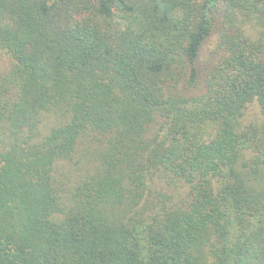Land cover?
<instances>
[{"label": "trees", "instance_id": "16d2710c", "mask_svg": "<svg viewBox=\"0 0 264 264\" xmlns=\"http://www.w3.org/2000/svg\"><path fill=\"white\" fill-rule=\"evenodd\" d=\"M0 51V264H264V0H0Z\"/></svg>", "mask_w": 264, "mask_h": 264}, {"label": "rangeland", "instance_id": "374dc122", "mask_svg": "<svg viewBox=\"0 0 264 264\" xmlns=\"http://www.w3.org/2000/svg\"><path fill=\"white\" fill-rule=\"evenodd\" d=\"M213 45H214V38L211 37L210 39L207 40V42L205 43V46L203 47V51L201 54L203 59H205L209 55ZM10 64L11 63H10L9 57L5 53L0 51V74L6 71L9 68ZM256 110H257V107L255 104H252L249 108V112L251 114L255 113Z\"/></svg>", "mask_w": 264, "mask_h": 264}]
</instances>
